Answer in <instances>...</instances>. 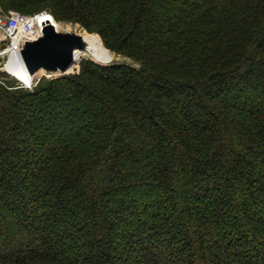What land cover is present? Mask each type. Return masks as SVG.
Masks as SVG:
<instances>
[{"label":"trees","instance_id":"1","mask_svg":"<svg viewBox=\"0 0 264 264\" xmlns=\"http://www.w3.org/2000/svg\"><path fill=\"white\" fill-rule=\"evenodd\" d=\"M1 2L137 67L4 77L0 264H264V0Z\"/></svg>","mask_w":264,"mask_h":264},{"label":"built area","instance_id":"2","mask_svg":"<svg viewBox=\"0 0 264 264\" xmlns=\"http://www.w3.org/2000/svg\"><path fill=\"white\" fill-rule=\"evenodd\" d=\"M48 18L56 21L51 13L45 11L34 14H25L17 10H11L7 13L0 11V74L4 73L7 77L15 80L20 88L32 91L40 78L35 74L32 76L30 83L27 84L10 71V68H8L10 62L14 56L22 55L28 44L39 41L44 36V29L47 26H51L56 33H62L59 22L56 21L55 24L58 25L56 27ZM2 44H5L3 48L1 47ZM79 61L80 58L77 62L79 63ZM70 70L67 74H69ZM40 72L48 78L56 76L55 73L44 70ZM4 80H6L4 77H0V84L5 85Z\"/></svg>","mask_w":264,"mask_h":264},{"label":"water","instance_id":"3","mask_svg":"<svg viewBox=\"0 0 264 264\" xmlns=\"http://www.w3.org/2000/svg\"><path fill=\"white\" fill-rule=\"evenodd\" d=\"M75 35L74 32L56 33L51 26H47L44 36L39 41L28 44L22 52L25 61L31 65V75L41 70L66 75L75 64L71 61L75 44L70 40Z\"/></svg>","mask_w":264,"mask_h":264},{"label":"bare ground","instance_id":"4","mask_svg":"<svg viewBox=\"0 0 264 264\" xmlns=\"http://www.w3.org/2000/svg\"><path fill=\"white\" fill-rule=\"evenodd\" d=\"M48 20L53 22L54 25L58 27V25L55 24L56 21L52 20V18H48ZM70 40H72L73 43L75 44L73 46L74 51L71 56V61H73L74 63H77L78 59L81 56L84 57L86 53L89 52L99 61H107L110 58L108 52L104 49V47L101 45L100 40L95 35L93 36L75 35L71 37ZM30 67L31 65L25 61L22 55H18V56L16 55L12 58V61L10 62V66L8 68H10V71H12V73L19 76V78L22 81L29 84L32 77L30 72ZM72 70H70V72Z\"/></svg>","mask_w":264,"mask_h":264},{"label":"rangeland","instance_id":"5","mask_svg":"<svg viewBox=\"0 0 264 264\" xmlns=\"http://www.w3.org/2000/svg\"><path fill=\"white\" fill-rule=\"evenodd\" d=\"M6 5L7 4H5L4 2H1L0 3V11L2 12V13H7L8 11H11V10H13V8H5L6 7ZM43 11H45V12H48V13H50V9L49 8H47V9H43ZM41 12V11H40ZM31 14H34V13H31ZM58 24H60V28H61V30H62V33H64V34H66V33H68V32H74L76 35H83V36H93V35H96V36H98L99 38H100V36L98 35V34H96V33H88L82 26H80V25H78V24H73V23H70V22H59ZM100 40H101V42H102V39L100 38ZM102 44H103V42H102ZM101 44V45H102ZM5 46V44H2L1 45V47L3 48ZM102 46H104V44L102 45ZM104 49L107 51V52H109L108 54H109V60H107V61H99L96 57H94L93 55H91L90 54V52L89 53H86V55L85 56H91V57H93L94 59H96V60H98L99 62H102V63H108V64H106V65H104V64H100V63H97L96 61H94L92 58H90V57H83V56H81L80 57V61H79V63L77 62V63H75L74 65H73V67H72V71L69 73V74H67L66 76H70V75H77V74H79L80 72H81V62L82 61H90V62H92V63H95V64H97V65H100V66H103V67H105V66H112V65H132V66H134V67H137V64H135L132 60H130V59H128V58H125V57H121V56H118V55H115L114 53H112L110 50H108L105 46H104ZM112 55V56H111ZM112 60V61H111ZM110 62V63H109ZM1 73H3V72H1ZM36 75H37V77L38 78H40L39 79V81H38V83L36 84V86L42 81V80H48V81H52V80H56V79H59V78H61V77H64V76H60L59 74H56V76H53V77H51V78H48V77H46V76H44V74L42 73V72H37L36 73ZM0 77H7L4 73L3 74H0ZM32 78V77H31ZM38 78H36V79H38ZM10 80H11V78H10ZM13 80V79H12ZM5 81V80H4ZM15 81V80H14ZM16 86L17 87H15L14 89H19L20 87L17 85V83H16ZM36 86L34 87V88H36ZM34 88H33V90H34ZM20 89H24V88H20ZM24 90H29V89H24ZM32 90V91H33ZM29 91H31V90H29Z\"/></svg>","mask_w":264,"mask_h":264}]
</instances>
